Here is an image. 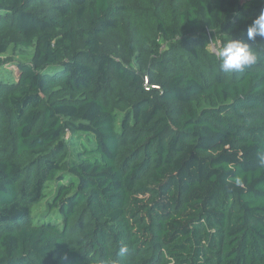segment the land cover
<instances>
[{"label": "trees", "instance_id": "trees-1", "mask_svg": "<svg viewBox=\"0 0 264 264\" xmlns=\"http://www.w3.org/2000/svg\"><path fill=\"white\" fill-rule=\"evenodd\" d=\"M134 2L0 0V264H264V0ZM122 15L138 69L102 48Z\"/></svg>", "mask_w": 264, "mask_h": 264}, {"label": "rangeland", "instance_id": "rangeland-1", "mask_svg": "<svg viewBox=\"0 0 264 264\" xmlns=\"http://www.w3.org/2000/svg\"><path fill=\"white\" fill-rule=\"evenodd\" d=\"M158 0H135L132 10L143 12L147 7L153 6ZM210 51L213 48L220 47L224 39L228 38L224 33L207 34ZM102 48L113 55L124 58L130 65L138 69L140 63L137 60L139 55L146 57V48L143 47L138 28L132 17L129 15L120 16L116 28L109 34L101 38ZM128 47L132 48L133 55H128ZM166 49V45L164 46ZM34 49H24L12 45L8 54L2 56V59H11L14 61L29 62L33 55ZM214 53V52H213ZM18 67L15 63L5 66L0 70V79L4 81L17 79Z\"/></svg>", "mask_w": 264, "mask_h": 264}, {"label": "clouds", "instance_id": "clouds-1", "mask_svg": "<svg viewBox=\"0 0 264 264\" xmlns=\"http://www.w3.org/2000/svg\"><path fill=\"white\" fill-rule=\"evenodd\" d=\"M264 37V12L253 20L247 28V37L249 40ZM214 55L220 61V69L224 73L243 72L246 68L258 63L259 56L249 44L235 39H229L220 47L213 48ZM126 248H121L120 253L123 255Z\"/></svg>", "mask_w": 264, "mask_h": 264}]
</instances>
